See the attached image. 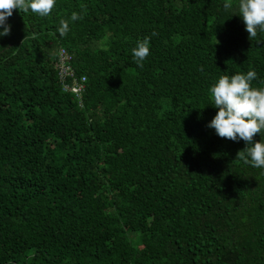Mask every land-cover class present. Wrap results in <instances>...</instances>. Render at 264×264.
Listing matches in <instances>:
<instances>
[{
  "label": "trees",
  "instance_id": "1",
  "mask_svg": "<svg viewBox=\"0 0 264 264\" xmlns=\"http://www.w3.org/2000/svg\"><path fill=\"white\" fill-rule=\"evenodd\" d=\"M225 2L13 9L0 37V264H264V169L207 126L215 77L264 80V32L249 38ZM59 47L85 77L80 103L58 80Z\"/></svg>",
  "mask_w": 264,
  "mask_h": 264
},
{
  "label": "clouds",
  "instance_id": "2",
  "mask_svg": "<svg viewBox=\"0 0 264 264\" xmlns=\"http://www.w3.org/2000/svg\"><path fill=\"white\" fill-rule=\"evenodd\" d=\"M55 4L56 0H0V37L10 33L7 20L13 9L46 17ZM223 7L225 10L234 9L233 14L241 18L249 38H256L258 32H264V0H227ZM79 19L82 16L73 12L70 20ZM57 31L60 37L65 36L69 22L61 20ZM149 51V38L138 41L131 49V56L138 67H143L142 62ZM254 80H257L254 69L215 77L208 92L209 104L216 108V112L207 126L214 129L219 137L234 142L243 140L245 147L237 152V159L253 168L264 169V80L258 87L253 86ZM256 134H260L259 140H254Z\"/></svg>",
  "mask_w": 264,
  "mask_h": 264
},
{
  "label": "built area",
  "instance_id": "3",
  "mask_svg": "<svg viewBox=\"0 0 264 264\" xmlns=\"http://www.w3.org/2000/svg\"><path fill=\"white\" fill-rule=\"evenodd\" d=\"M71 55L65 48L59 47L56 57L57 77L64 91H69L81 102V96L84 89V76L77 77L71 66Z\"/></svg>",
  "mask_w": 264,
  "mask_h": 264
}]
</instances>
